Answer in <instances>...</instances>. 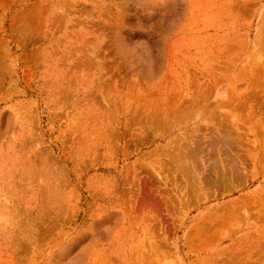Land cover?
Listing matches in <instances>:
<instances>
[{"label":"rangeland","instance_id":"374dc122","mask_svg":"<svg viewBox=\"0 0 264 264\" xmlns=\"http://www.w3.org/2000/svg\"><path fill=\"white\" fill-rule=\"evenodd\" d=\"M0 25V264H264V0H0Z\"/></svg>","mask_w":264,"mask_h":264},{"label":"bare ground","instance_id":"6f19581e","mask_svg":"<svg viewBox=\"0 0 264 264\" xmlns=\"http://www.w3.org/2000/svg\"><path fill=\"white\" fill-rule=\"evenodd\" d=\"M34 9H35V8H34ZM34 13H35V12H34ZM30 22H31V21H30ZM0 27H1V25H0ZM256 71H257V70H256ZM260 72H261V71H260ZM259 75H261V73H259ZM261 76H263V75H261ZM260 78H261V77H259V80H260ZM259 85H260V84H259ZM253 92H254V91H253ZM257 93L259 94L260 92H257ZM252 95H253V94H252ZM243 99H244V98H243ZM243 99H242V100H243ZM243 101H244V100H243ZM245 102H246V100H245ZM247 102H248V99H247ZM247 102H246V103H247ZM251 102H254V100L251 101ZM235 103H236V102H235ZM235 103H234V104H235ZM260 103H261L260 105H258L259 103H258V104H256V103L253 104V103H252V104H251L252 106H251V105H249V106H250V107H255L254 109L257 108V107H256L257 105H258V107L260 106V109H261V106H262L263 113H264V99H263L262 102H260ZM249 104H250V103H249ZM254 105H256V106H254ZM235 106H237V105L235 104ZM246 107H248V105H247ZM231 108H232V107H231ZM239 108H240V107H239ZM247 109L249 110V108H247ZM250 109H251V108H250ZM260 109H258V112L261 111ZM252 110H253V108H252ZM256 110H257V109H256ZM256 110H255L254 113H256ZM250 112L252 113V111H250ZM246 113H247V112H246ZM254 113H253V114H254ZM258 114H259V113H258ZM261 114H262V113H261ZM249 116H250V115H249ZM262 116H263V115H262ZM256 117H257V116H256ZM258 117H259V116H258ZM248 118H250V117H248ZM262 121H264V118L262 119ZM262 121H261V122H262ZM258 122L261 123L260 121H258ZM263 127H264V126H263ZM237 128H238V126H237ZM229 132H230V131H229ZM210 133H211V132H210ZM210 133H209V134H210ZM231 138H232V137H231ZM237 138H238V136H237ZM214 139H215V138H214ZM218 140H219V139H218ZM213 142H214V141H213ZM216 142H217V141H216ZM219 142H220V141H219ZM222 142H223V141H222ZM227 142H228V141H227ZM217 143H218V142H217ZM213 144H214V143H213ZM215 144H216V143H215ZM219 144H220V143H219ZM219 144H218V145H219ZM223 144H224V143H223ZM241 144H242V143H241ZM216 145H217V144H216ZM230 148H231V147H230ZM261 148H262V147H261ZM263 148H264V147H263ZM198 149H199V148H198ZM207 149H208V148H207ZM263 150H264V149H263ZM191 151H192V149H191ZM206 151H207V150H206ZM224 151H225V150H224ZM235 151H236V149H235ZM226 152H227V151H226ZM191 153H192V152H191ZM223 153L225 154V152H223ZM238 153H239V152H238ZM212 154H213V153H212ZM212 154H211V155H212ZM214 154H215V153H214ZM216 154H217V153H216ZM234 154H235V153H234ZM235 155H236V154H235ZM208 156H209V155H208ZM236 156H237V155H236ZM244 158H245V157H244ZM228 159H229V156H228ZM229 160H230V159H229ZM229 160H228V161H229ZM240 160H241V159H240ZM244 160H245V159H244ZM228 161H227V162H228ZM224 162H225V161H224ZM233 162H234V161H233ZM233 162H232V163H233ZM218 163H219V162H218ZM223 164H224V163H223ZM236 164H237V163H236ZM230 165H231V163H230ZM236 167H237V166H236ZM232 169H233V168H232ZM218 173H219V172H218ZM220 174H221V173H220ZM226 175H227V174H226ZM234 175H235V174H234ZM238 175H239V174H238ZM227 183H228V182H227ZM242 262H243V260L241 261V263H242ZM237 263H238V262H237ZM247 264H248V263H247ZM249 264H250V263H249ZM251 264H252V263H251Z\"/></svg>","mask_w":264,"mask_h":264}]
</instances>
